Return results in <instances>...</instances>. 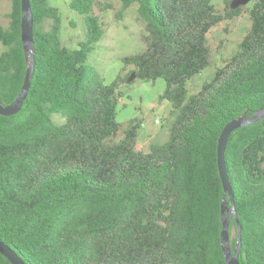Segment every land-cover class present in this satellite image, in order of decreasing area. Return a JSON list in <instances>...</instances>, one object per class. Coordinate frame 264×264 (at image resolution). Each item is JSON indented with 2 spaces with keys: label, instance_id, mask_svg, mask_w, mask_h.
<instances>
[{
  "label": "trees",
  "instance_id": "1",
  "mask_svg": "<svg viewBox=\"0 0 264 264\" xmlns=\"http://www.w3.org/2000/svg\"><path fill=\"white\" fill-rule=\"evenodd\" d=\"M9 1L8 24H0L3 106L17 97L28 66L20 0ZM119 1L123 10L136 7L146 33L142 52L122 59L132 68L125 79L164 81L159 99L176 114L168 139L143 153L141 122L121 130L116 121L125 80L104 83L89 61L103 36L94 1H70L86 33L69 48L58 8L29 0L30 87L17 114L0 115V241L25 264H226L217 141L226 123L264 106V0L250 1L237 50L194 93L187 83L211 64L208 34L241 9L221 13L212 0ZM224 159L231 253L239 244V264H264V118L229 135ZM0 264L10 263L0 254Z\"/></svg>",
  "mask_w": 264,
  "mask_h": 264
},
{
  "label": "rangeland",
  "instance_id": "2",
  "mask_svg": "<svg viewBox=\"0 0 264 264\" xmlns=\"http://www.w3.org/2000/svg\"><path fill=\"white\" fill-rule=\"evenodd\" d=\"M70 1L49 0L50 4L57 7L61 13L62 45L76 48L78 43L84 40L86 26L83 17L70 8ZM93 1L92 11L103 29V36L94 46L89 61L104 83L125 80V83L119 85L121 97L117 105L116 121L120 124L121 130L131 121L141 122L137 130V147L146 153L150 145L162 144L168 139L176 114L170 112L171 108L167 101L159 99V95L165 88L162 79L154 82H145L135 77L131 81L125 79L132 68L124 65L122 59L142 52L145 47L143 38L146 33L136 13V7L132 6L123 10L119 0ZM233 1L212 0L216 9L221 13L226 7L239 8L241 13L231 21L222 22L208 34L211 64L209 68L187 83L189 93L196 92L202 83L212 76L222 61L237 50L239 41L250 26L246 10L251 0L245 3ZM235 4L236 6H232ZM9 13L10 1L0 0V24L2 26H7ZM54 119L59 123L63 120L58 116Z\"/></svg>",
  "mask_w": 264,
  "mask_h": 264
},
{
  "label": "water",
  "instance_id": "3",
  "mask_svg": "<svg viewBox=\"0 0 264 264\" xmlns=\"http://www.w3.org/2000/svg\"><path fill=\"white\" fill-rule=\"evenodd\" d=\"M236 1H238V3L239 2L245 3L247 0H234L233 2ZM232 6H236V4ZM20 7L23 13L20 22V37H21L23 52L28 66L25 73L23 85L15 100L6 106H3L0 100V115L5 117L15 115L21 110L22 104L28 94V90L30 87V80L34 70L33 18H32V12H31L29 0H20ZM134 77L135 75L134 73H132L131 76L128 78V81H131ZM263 118H264V106L254 111L251 114V116H240L226 123L222 128L218 137L217 168L224 193V197L221 203V212H220V218L222 221L220 244L226 264H239L238 251L240 246L239 244H237L234 249V252L231 253L230 245H229L228 226H229V221L232 217V212H234V202H233L232 188L229 182L225 159H224L227 140L229 135L233 131L242 128L244 126H248L250 124L256 123ZM226 195L228 196V200H225ZM228 202L231 203V208H228L227 206ZM237 228H238L237 239L240 240L239 224L237 225ZM0 254L4 258H6L10 264H25L21 260V258L2 241H0Z\"/></svg>",
  "mask_w": 264,
  "mask_h": 264
}]
</instances>
